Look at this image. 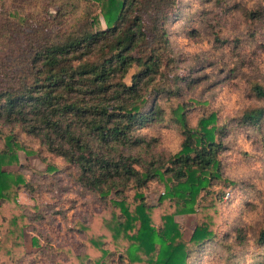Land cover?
Segmentation results:
<instances>
[{
  "label": "trees",
  "instance_id": "1",
  "mask_svg": "<svg viewBox=\"0 0 264 264\" xmlns=\"http://www.w3.org/2000/svg\"><path fill=\"white\" fill-rule=\"evenodd\" d=\"M178 13L179 0H0V205L30 186L7 169L26 148L18 129L60 157L81 188L119 208L109 228L131 241L133 263L188 264L175 213L195 212L199 199L212 194L222 200L225 192L214 194L213 181H232L222 173L230 132L218 112H204L194 127L188 123L193 107L182 99L183 88L208 79L209 60L183 65L173 50L169 24ZM247 14L260 19L264 9ZM252 84L253 96L264 102V85ZM237 120L239 127L263 130L264 104L244 109ZM162 124L183 136L173 153L157 151L159 138L140 133ZM60 170L48 164V173ZM155 180L165 186L161 200L176 204L174 213L160 216V227L144 194ZM127 192H134V208ZM213 235L207 224L198 225L191 243L205 245ZM255 240L264 244V226ZM0 259H6L1 250Z\"/></svg>",
  "mask_w": 264,
  "mask_h": 264
},
{
  "label": "rangeland",
  "instance_id": "2",
  "mask_svg": "<svg viewBox=\"0 0 264 264\" xmlns=\"http://www.w3.org/2000/svg\"><path fill=\"white\" fill-rule=\"evenodd\" d=\"M263 9L264 0H179V13L169 24L172 48L183 56V65L195 57L209 60L208 79L196 88H183L182 99L193 107L187 113L189 125L196 126L199 117L213 109L230 132L221 168L232 183L225 186L220 183L224 180L213 181L210 188L214 194L225 192L222 200L212 194L199 199L195 212L174 215L190 250L188 264H264V244L255 240L264 226V123L259 131L239 127L237 120L244 109L264 104L251 92L253 82L264 85V15L254 19L247 14ZM50 10L53 13L55 7ZM80 12L81 7L74 14ZM215 33L227 42L216 41ZM194 97L201 104L193 105ZM16 130L26 148L18 151V162L7 169L22 174L30 186L14 190L0 205V250L6 258L0 264H57V260L67 264H151L146 259L133 263L131 241L123 232L115 237L109 228L115 223L114 215L120 214L119 208L81 188L60 157ZM140 133L159 138L156 150L165 153L179 149L183 138L177 128L163 124L144 127ZM50 163L61 170L48 173ZM126 194L134 208V192ZM144 194L153 224L160 227V216L174 213L176 204L169 198L161 200L165 186L156 180ZM201 224H207L214 235L205 245L194 247L191 237ZM92 240H99L102 247ZM9 248L14 250L7 252ZM52 254H56L53 261Z\"/></svg>",
  "mask_w": 264,
  "mask_h": 264
}]
</instances>
